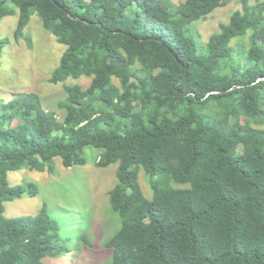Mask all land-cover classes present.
Segmentation results:
<instances>
[{"label": "trees", "instance_id": "obj_1", "mask_svg": "<svg viewBox=\"0 0 264 264\" xmlns=\"http://www.w3.org/2000/svg\"><path fill=\"white\" fill-rule=\"evenodd\" d=\"M229 1L0 0V21L18 16L16 38L35 13L65 45L51 83L91 77L64 84L62 119L35 92L0 101V264H47L73 238L90 245L46 203L4 215L6 201L38 192L9 171L84 165L87 147L98 167L117 164L108 264H264V127L253 126L264 125V0H240L206 42L195 26Z\"/></svg>", "mask_w": 264, "mask_h": 264}, {"label": "rangeland", "instance_id": "obj_2", "mask_svg": "<svg viewBox=\"0 0 264 264\" xmlns=\"http://www.w3.org/2000/svg\"><path fill=\"white\" fill-rule=\"evenodd\" d=\"M171 1L178 4L182 0ZM238 8H241L240 0H231L206 19L197 21L195 26L201 41L206 42L213 32L219 30V23L227 21ZM17 18V15H10L0 21V37L7 40L0 55V101H9L18 93L35 92L41 96L44 106L54 110L62 119L64 110L59 107V102L65 96L64 84L80 83L86 88L91 77H69L66 82L51 83L50 76L59 64L65 45L43 28L35 13L25 27L24 36L16 38ZM239 42L242 47L249 45L247 36ZM114 81L118 84L117 79ZM97 152V149L87 147V163L71 167H65L61 158L56 157L52 161V173L28 168L8 172L10 184L34 183L38 192L6 201L5 216L34 215L46 203L50 214L63 223L64 229L72 231L80 224L79 227L82 226L87 233L90 245L85 242L77 245V239L73 238V242L68 243L70 250L66 256L47 257V264H108L111 252L105 243L119 229L121 222L112 209L108 194L117 181V164L98 167L95 164ZM139 181L144 194L150 198L152 188L143 169L139 172Z\"/></svg>", "mask_w": 264, "mask_h": 264}]
</instances>
